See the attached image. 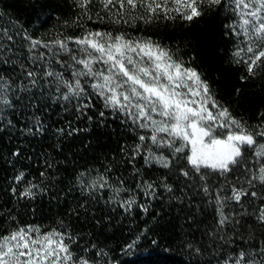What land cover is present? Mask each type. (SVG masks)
Here are the masks:
<instances>
[{
    "label": "snow or ice",
    "instance_id": "1",
    "mask_svg": "<svg viewBox=\"0 0 264 264\" xmlns=\"http://www.w3.org/2000/svg\"><path fill=\"white\" fill-rule=\"evenodd\" d=\"M92 2L74 0L80 12L63 22L64 27H78L79 35L58 33L43 40L25 34L24 59L19 54L3 58L0 53V133L22 139L11 155L22 157L21 148L25 141L32 143L31 138L53 141L39 153L33 145L32 154L24 157H43L44 167L39 180L29 179L26 170L17 171L8 189L12 198L32 202L49 197L59 202L78 193L82 199L73 196L76 207L70 204L66 215L79 217L98 203L128 213L135 206L147 214L151 201L165 198L164 194L181 204L187 199L188 207L198 213L202 206L193 207V196L202 195L213 209L210 214L203 212L214 221L204 232L210 258L194 264H264V119L251 125L234 115L194 65V57L186 60L178 49L152 37L88 28L81 16L93 20L88 8ZM98 3L107 15L97 12L94 23H151L161 15L191 23L209 10L223 12L224 35L234 47L229 62L243 65L246 72L240 80L264 77V0ZM258 115L264 118V112ZM109 116L133 133L132 142L120 148L130 168L113 158L115 172L111 164L103 172L96 170L95 176L91 170H78L65 188L57 190L54 181L59 180L61 161L48 149L60 153L67 138L91 131L94 119L98 127L103 125ZM81 120L89 126L76 127ZM129 171L132 180L126 183L124 173ZM180 178L189 183L174 185ZM160 189L163 194L158 195ZM138 192L147 204L139 202ZM6 219L14 226L6 229L0 222V264H97L92 258L96 252L86 256L89 248L81 246L79 233L62 221L60 228L44 230L37 224H22L14 214ZM140 239L137 236L127 249ZM90 247L96 249L95 244ZM188 247L201 252L200 247Z\"/></svg>",
    "mask_w": 264,
    "mask_h": 264
},
{
    "label": "trees",
    "instance_id": "2",
    "mask_svg": "<svg viewBox=\"0 0 264 264\" xmlns=\"http://www.w3.org/2000/svg\"><path fill=\"white\" fill-rule=\"evenodd\" d=\"M88 8L93 20L96 19L97 12L101 16L107 15L98 0H93ZM137 11L139 12V9ZM79 12L80 9L76 7L74 0H0V44L3 45L0 53H3V58L19 54L24 59L28 46L25 34L43 40H50L58 33L65 36L79 35L78 27L63 26L65 20L74 19ZM224 17L223 12L218 15L217 11L209 10L191 23L181 20L179 16L174 20H166L162 15L151 23H142L139 20L129 24H112L105 21L94 23L86 16H81V22L91 29L101 28L122 31L133 36L152 37L174 51L178 49V55L186 60L190 56L194 57V65L210 80L218 99L234 115L255 125L260 119H264L258 115L259 112H264V77L258 74L246 82L240 80L246 72L243 65L229 62L234 47L232 40L224 35ZM8 36H12L13 40L9 41ZM9 48L11 52L8 51ZM236 89L240 90L239 93ZM54 111L59 112V108ZM66 118L71 119V116ZM98 123L99 121L94 119L91 122V131H82L67 138L60 153L48 149L51 155L61 161L57 165L59 180L54 181L57 190L65 188L78 170H91L95 176L96 170L103 172L105 167L111 164L115 172L116 163H113V158L116 162L123 163L125 168H130L124 161L120 148L121 145L132 142L133 133L119 120H113L110 116L104 120L103 125L98 127ZM75 126L85 128L89 125L86 120H81ZM31 139L32 143L25 141L21 148L23 156L13 157L11 153L21 147V137L0 133V222H3L6 229L14 226L13 221L6 219L10 214H14L22 224H37L44 230L60 228L62 221L72 231L79 233V243L82 247L89 248L86 256L92 257L93 251L96 252L92 258L97 264H194L196 260L204 261L210 258V253L204 247L210 242L204 232L214 221L211 215H204L203 212L206 210L210 214L213 209L204 203L205 198L202 195L193 196V207L202 206L198 213L192 212L188 207L187 199L181 204L175 199L166 198L171 194H164L165 198L151 201L147 214L135 206L132 212L128 213L119 207L111 211L108 206L98 203L91 205L90 211L81 213L79 217L66 215L70 204L76 207L73 196L77 200L82 199L78 193L69 194L59 202L52 201L49 197L32 202L13 199L8 189L16 172L26 170L30 174L29 179L35 177L39 180L38 172L44 167L41 163L43 157L37 158L33 155L32 160L24 157L32 154L30 150L33 145L39 153L47 148L48 144L53 143L47 139ZM48 171L51 172L52 169ZM124 175L127 177L126 183H129L132 180L130 171ZM173 183L183 186L189 182L180 178ZM130 186L134 188V182ZM174 191L178 189L174 187ZM161 194L163 189L158 192V195ZM105 195L107 196V193ZM188 195L192 196V192L189 191ZM138 199L140 203H148L139 192ZM145 229L147 231L143 232ZM137 236H141L139 244L131 250L127 249L126 245ZM92 244L96 245V249H91ZM188 244L193 248L200 247L201 252L195 253Z\"/></svg>",
    "mask_w": 264,
    "mask_h": 264
}]
</instances>
